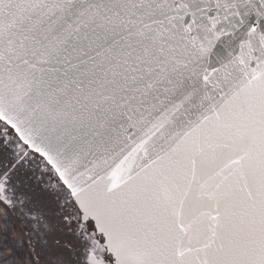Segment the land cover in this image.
I'll use <instances>...</instances> for the list:
<instances>
[{"label": "snow or ice", "instance_id": "obj_1", "mask_svg": "<svg viewBox=\"0 0 264 264\" xmlns=\"http://www.w3.org/2000/svg\"><path fill=\"white\" fill-rule=\"evenodd\" d=\"M0 264H264V0H0Z\"/></svg>", "mask_w": 264, "mask_h": 264}, {"label": "flooded vegetation", "instance_id": "obj_2", "mask_svg": "<svg viewBox=\"0 0 264 264\" xmlns=\"http://www.w3.org/2000/svg\"><path fill=\"white\" fill-rule=\"evenodd\" d=\"M34 191L37 195H44L43 191L38 186L35 188Z\"/></svg>", "mask_w": 264, "mask_h": 264}]
</instances>
